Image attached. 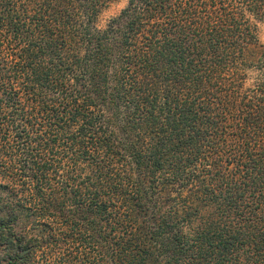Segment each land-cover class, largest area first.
I'll list each match as a JSON object with an SVG mask.
<instances>
[{"label": "trees", "instance_id": "trees-1", "mask_svg": "<svg viewBox=\"0 0 264 264\" xmlns=\"http://www.w3.org/2000/svg\"><path fill=\"white\" fill-rule=\"evenodd\" d=\"M0 0V264H264V0Z\"/></svg>", "mask_w": 264, "mask_h": 264}, {"label": "rangeland", "instance_id": "rangeland-1", "mask_svg": "<svg viewBox=\"0 0 264 264\" xmlns=\"http://www.w3.org/2000/svg\"><path fill=\"white\" fill-rule=\"evenodd\" d=\"M126 5V0H119L107 6L100 14L98 25L103 27L107 20L116 16ZM258 43L249 49V54L254 59L264 50V17L257 27Z\"/></svg>", "mask_w": 264, "mask_h": 264}]
</instances>
